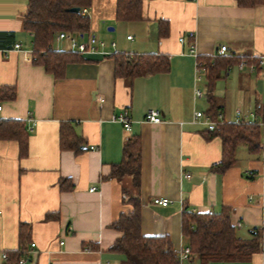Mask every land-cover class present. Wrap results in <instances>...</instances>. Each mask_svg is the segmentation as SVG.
<instances>
[{
    "label": "crops",
    "instance_id": "0c3cea01",
    "mask_svg": "<svg viewBox=\"0 0 264 264\" xmlns=\"http://www.w3.org/2000/svg\"><path fill=\"white\" fill-rule=\"evenodd\" d=\"M27 4L0 0V34L14 35L12 43L0 46V119L23 121L28 132L26 154H21L18 140L0 139V264H19L24 256L25 264H128L111 247L123 235L113 224L121 213L133 210L123 191L130 178L119 180L111 172L123 160L126 141L136 134L142 139L143 235L169 236L179 255L189 246L182 233L185 206L198 212L229 207L231 223L243 238H250L255 228L264 230L262 153L253 154L240 143L230 167L212 169L222 160L223 140L206 138V123L195 118L197 111L209 113L212 104L208 72L196 81L195 57L189 52L194 40L202 60L237 59L222 70L211 93L219 107L217 118L222 114L226 123H234L232 89L222 96L216 86L237 68L238 105L253 106L264 119V75L237 67L240 60L264 53V2L242 6L237 0H142V20L122 21L116 16L117 0H92L85 7L89 30L82 32L102 41L111 37V44L77 52L85 60L68 63L59 78L33 61L34 36L24 26ZM162 22L167 34L161 32ZM59 32L51 41L53 49L76 52L69 40L58 41ZM189 33L194 37L182 44L180 37ZM223 44L228 51L218 55ZM115 53L163 54L170 69L118 77ZM197 88L204 91L200 98ZM150 109L160 110L161 122L145 120ZM119 113L132 119L131 131L113 120ZM65 122L84 138L81 151L60 147ZM156 198L169 203H155ZM21 246V257L10 259ZM182 264L201 263L192 253ZM208 264H264V247L247 261Z\"/></svg>",
    "mask_w": 264,
    "mask_h": 264
},
{
    "label": "trees",
    "instance_id": "16d2710c",
    "mask_svg": "<svg viewBox=\"0 0 264 264\" xmlns=\"http://www.w3.org/2000/svg\"><path fill=\"white\" fill-rule=\"evenodd\" d=\"M242 6H254L264 0H237ZM92 0H28L24 26L33 33V61L43 65L45 69L62 77L65 67L70 62L85 60L77 52L47 49L56 31L75 33L89 30V17L82 13L83 8L91 6ZM78 6L80 13L69 11L68 8ZM116 16L122 21L142 20V0H117ZM161 24V23H160ZM163 25V26H162ZM161 32L167 34L166 22H162ZM5 37L0 46L14 41L12 33L3 32ZM116 66L115 75L133 78L159 72H168L170 62L167 56L158 53H143L126 55L114 54ZM232 56H218L214 63L204 60L208 67V96L212 107L208 111L217 118L219 107L211 95L215 82L221 76L222 70L236 62ZM240 62V61H239ZM238 62V63H239ZM15 92L12 91L11 97ZM25 123L20 120L0 119V139H16L19 142L21 154H26L28 141ZM203 134L210 139L220 136L223 140V156L220 163L212 169L224 171L235 161V151L240 143L247 145L253 153H262L264 162V126L258 122L223 123L214 130H205ZM141 135L128 138L124 145L122 162L113 166L111 175L119 180L130 178V184L124 186V198L133 206L128 213H121L113 224L123 232L111 247L112 251L123 253L128 264H177L178 254L172 240L167 235L145 236L141 231V165L142 141ZM85 140L76 132L70 122L61 125L60 147L81 151ZM231 209L224 207L221 211L198 212L185 206L182 217V233L188 239L192 253L201 264L211 261H247L264 247V230L253 229L250 238L238 235L236 227L231 223ZM25 247L21 246L10 259L20 258Z\"/></svg>",
    "mask_w": 264,
    "mask_h": 264
},
{
    "label": "built area",
    "instance_id": "2783aa9c",
    "mask_svg": "<svg viewBox=\"0 0 264 264\" xmlns=\"http://www.w3.org/2000/svg\"><path fill=\"white\" fill-rule=\"evenodd\" d=\"M82 13L83 14L87 13V9L84 8L82 10ZM0 16H2L1 8H0ZM188 37L192 38L194 37V34L189 33V36L182 35L180 37V42L182 44L186 43ZM57 39L58 41L59 40L61 41L63 39L69 40L71 49L80 54L86 53L87 51L95 50L97 48V45L99 44V40L95 37V35H91V34L88 35L87 33H84L82 31H78L76 33H68L65 31H60L57 36ZM104 44H105L104 41H100L101 46H103ZM112 45L114 46L115 42H113ZM16 47L17 48L20 47V44H16ZM51 48L53 49L54 47L49 46L47 49L49 50ZM227 51H228V46L226 44H223L218 47L217 54L224 55L227 53ZM189 52L193 54L195 57V79L196 81H199L208 72V67L206 66L204 60L200 58L194 40L190 44ZM237 67L240 70H245L250 73H260L264 75V53L240 60V62L237 64ZM195 94L197 98H200L204 95V91H202L200 88H197ZM1 108L2 106L0 105V110ZM195 118L199 120H203L207 125V129L210 131L216 130L219 127V125L225 123V119L222 117V114L219 115V118H213V116L210 113L201 110L195 113ZM113 120L120 122L127 131L132 130V119L125 113H119L118 115H114ZM145 120L153 123L161 122L162 115L160 110L150 109L145 116ZM233 121L236 124L256 121L264 126V119H259L258 115L254 110L245 113L241 108L236 109L235 118ZM33 127L34 125H31L30 129H33ZM186 176L189 177L190 174H187ZM94 189L95 187L91 188V190ZM154 202L163 205H167L169 203L167 199H159V198H156ZM60 243L63 244L64 241H60ZM32 246L34 247L35 244L32 243ZM87 250H90V248H88ZM191 254H192V250L190 246L182 248V250L179 252L178 255L177 264H182V262H184L185 260L190 259ZM3 258L7 259L8 254L3 253ZM26 262H27V258L25 256L19 259V264H25Z\"/></svg>",
    "mask_w": 264,
    "mask_h": 264
},
{
    "label": "rangeland",
    "instance_id": "374dc122",
    "mask_svg": "<svg viewBox=\"0 0 264 264\" xmlns=\"http://www.w3.org/2000/svg\"><path fill=\"white\" fill-rule=\"evenodd\" d=\"M114 32H112V34H113ZM100 41H102V40H100L99 39V44H98V46H100ZM111 37H107V38H104V43H109V44H111ZM66 45H65V43H63L62 44V47H65ZM233 72L230 74V76H229V79L227 78V80H225V78H222V79H220L219 81H218V83H217V86H216V88L218 89V91H219V94L220 95H222V96H224V92H225V90H226V88H230V89H232V92H233V96H234V100H233V107H234V113H235V111H236V109H238V108H241L245 113H247L248 111H251L252 109L255 111V109L253 108V106H251L250 108L249 107H242V106H239L238 105V101H237V99L235 98V94H236V92L238 91V83H237V80H236V72L238 71V69L237 68H233V70H232ZM238 75H239V73H238ZM200 88H203L204 89V85L203 84H201L200 85ZM203 109L204 110H206V107H205V102L203 101ZM203 111V110H202Z\"/></svg>",
    "mask_w": 264,
    "mask_h": 264
},
{
    "label": "water",
    "instance_id": "95a60500",
    "mask_svg": "<svg viewBox=\"0 0 264 264\" xmlns=\"http://www.w3.org/2000/svg\"><path fill=\"white\" fill-rule=\"evenodd\" d=\"M68 10H69V11H72V12H76V13H80V11H81L80 7H78V6L70 7V8H68ZM113 29H114V28L111 27V30H113Z\"/></svg>",
    "mask_w": 264,
    "mask_h": 264
}]
</instances>
